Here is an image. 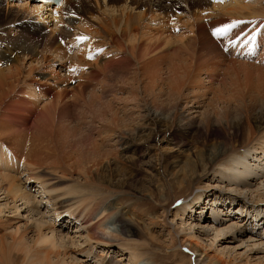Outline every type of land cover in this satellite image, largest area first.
Instances as JSON below:
<instances>
[{
    "label": "bare ground",
    "instance_id": "bare-ground-1",
    "mask_svg": "<svg viewBox=\"0 0 264 264\" xmlns=\"http://www.w3.org/2000/svg\"><path fill=\"white\" fill-rule=\"evenodd\" d=\"M3 1L0 228L8 235L1 236L0 264H137L153 243L152 230L162 235L166 225L168 247L178 244L171 255L177 264H247L256 257L264 264V67L248 63L260 46L264 59V38L239 43L229 59L221 51L229 45L216 32L233 20L259 23L264 0H63L54 13L36 0ZM79 18L86 28L76 27L84 23ZM195 76L206 83L183 92ZM199 139L208 147L197 149ZM183 151L186 167L173 175L182 176L179 186L206 179L260 204L227 199L229 214L220 221L202 216L203 201H212L213 211L224 200L194 194L173 218L189 229L174 236L168 209L160 222L120 202L142 172L164 182L163 164L175 170ZM119 164L129 170L119 172ZM141 192L150 194V187ZM111 212L118 241L96 231ZM189 213L201 224L185 218ZM133 220L147 238L135 239ZM183 250L202 260L191 263ZM102 252L119 257L110 261ZM148 264L173 262L158 263L156 255Z\"/></svg>",
    "mask_w": 264,
    "mask_h": 264
},
{
    "label": "rangeland",
    "instance_id": "rangeland-1",
    "mask_svg": "<svg viewBox=\"0 0 264 264\" xmlns=\"http://www.w3.org/2000/svg\"><path fill=\"white\" fill-rule=\"evenodd\" d=\"M166 1H168V0H166ZM224 1H227L226 3L228 4V3L233 2L234 0H224ZM249 2H253V5H255V3H254L255 0H250ZM9 3L10 4L11 3L12 4H14V3L17 4L18 3L17 5L19 6V5L24 4L25 2H23V1H19V2L14 1V2H9ZM6 4H7V2H3V6H6ZM262 7H264V2L262 3ZM80 20L83 21L84 23L82 25H78L76 27L78 28L79 26H81V27H85L86 28L88 26L86 24V22H87L86 21V18H83V19H80ZM240 21L241 22H249L253 26H257L259 24L260 25L258 27H251V28H249V27L241 26V25H239L237 23L238 24L237 27L231 28L228 25H225V23L224 24H221V26H222L221 29H226L225 31L220 32L224 39H226V40L241 39V38L245 37L247 34H251L253 32L254 33L255 32L256 33H261L262 32L263 35H264V16L258 18L259 23H251L250 20H240ZM47 23H48L47 25H51L52 28H53L54 25L52 23H50V22H47ZM74 23H77V21L76 22H73V25H74ZM175 35L178 36L179 34L178 35L175 34ZM64 43L66 45H68L66 42H64ZM65 44H62L61 43V46L63 48H65V49H67V46ZM0 48H1V44H0ZM219 48H220V46H219ZM260 48H261V46H260ZM261 53H262V48H261V50L259 52L258 58L256 60H254L253 63L252 62H248V63H252V64H255L257 66H263L264 67V59H260ZM69 54L66 53V55H69ZM223 54L227 58H229V59H232L233 58V57L231 58V56L228 55V54H226V53H223ZM5 56L7 58H9V59L11 58V56H9V55H5ZM235 57L237 58V56H235ZM12 58L15 59V57H12ZM236 60L243 61L241 59H236ZM1 67H5V65H3V63L1 64V60H0V69H1ZM62 74H64V73H62ZM203 77L204 76H201L200 78H197L195 76V78L190 83H187L186 84L187 87L183 89V92H189V93H191L190 91H192L193 89H195L197 83L202 82V84L203 83L205 84L206 82L203 80ZM239 82L241 83V82H243V80L240 79ZM241 84H243V83H241ZM117 86L118 87H121L120 86V83H117ZM49 87L54 88L53 86H49ZM118 87H117V89H118ZM208 92L209 91H206L205 92V95H203L204 97H203V100H202V101H205L206 104H207V102H209V97H211L210 96V93H208ZM226 92L227 91L224 92L223 96L227 94ZM199 102H201V100H199ZM206 104H203L204 107H206ZM120 115H122V114H120ZM85 118H89V117H85ZM65 128H66V132L70 130L68 127H65ZM187 140H190V139H187ZM198 142H196V143H198L197 149L207 148L208 147V143L203 144V145H205V146H203L201 144L200 139L198 140ZM186 154L187 153L185 151H183L182 152V156H180V158L177 157L176 159H174L176 161L178 160V163H179V165L177 166V168L175 170H172V167H171L170 163H168L170 161H168L166 164H163V172L162 173L165 175L166 178H165V181L164 182H161V183L159 182L161 180L159 177H155V176H153V174H148V172L147 173L146 172H142L145 169H143V166L140 167L142 169H140L139 171H141L143 174L141 173L137 178H134V179L132 178V181H131V183H132L131 185H132L134 191L132 190V192L131 191L120 192V195H118V196H120L119 197L120 202H122L123 205L129 206V207L131 206L133 209H136V211L139 212V213H140V211L141 212L144 211V212H142L140 214L144 215L146 213L145 214L146 216H149L150 218H153L154 220H156V218L159 217L158 220H156V221H160V222H162V220H163L161 218L162 217V214L167 209H168V211L171 212L170 215L168 216V218H169V220H172L174 218V212L177 211V209L181 206V203L185 199H187V201L192 200L191 197L194 194H197V193H199V194L200 193L206 194V195H208V197H211L213 195V193H214V196L215 197H219L221 200H224L225 204L223 205V207L220 210L219 209H214L213 211H212L213 208H211L212 201L209 204H208L207 201H203L205 203L204 206H205L206 209H205V213H203L202 216L203 217L204 216L205 217H208L209 219L212 218V217H216L220 221L225 220L224 216H226V215L229 214L228 211L226 210L230 206V205L227 204V202H228L227 199H231V201L233 203H235L236 205H237V202H236L235 199H237V200H243L245 202H250L251 201L250 203H258L255 200L256 198H254V197H251V198L250 197H246L244 199V198H242V196L238 195L237 193H234V192L228 190V187L223 186V188H222V186H216V183H213L212 181H208L206 179L196 180L195 178L193 179V178L190 177V178H188V180H186L187 177H188L187 176L186 179H185L186 182L184 183V185L179 186L178 185V182L180 181V179H181L182 176L180 177V175H179L180 178L177 177V179H176L173 175L176 174V172L174 173V171L179 170V172H181L186 167V166H184V158H183V156H186ZM179 166H181V167H179ZM119 167H120L119 168V172H123L124 171L126 173V171L129 170V169L126 168V166H123V165L121 166L120 164H119ZM256 180L254 182H256ZM139 183H140V185H139ZM146 187H150L151 193L150 194H148V193H142V192L140 193V191L143 190V189H145ZM135 189H138V190L135 191ZM137 191H138L139 194L136 193ZM205 196H203V197H205ZM108 200H110V199H108ZM209 200H212V198L209 199ZM259 204L260 203H258L257 205H259ZM248 205H250V204H248ZM263 205L260 206L262 208V210L264 209L262 207ZM186 212H190V211H186ZM112 213L113 212L110 213L109 218L106 221H104L103 224H100L98 226V228L96 229V231H97L98 236H105V238L107 236L108 239H114L115 241H118L122 237H121V234L119 232V226L115 222V217H113L114 215ZM184 216H185V218H191V217H194L195 216L196 219L195 220L193 219L191 221L192 224H196V223L201 224V222L198 221V219H197L198 218V214H195L194 215V213H189V214H186ZM246 219H249V218H246ZM137 220L136 221L133 220L132 226H133V229L136 231L137 235L139 234L141 236L140 237L138 235V236L135 237V239L141 241L144 238H147L148 237V235H147L148 234V230L146 231L145 228L142 226L143 224H141V222H139ZM173 221H174V224H175V227L172 229V231H174V236H175V234H178L180 230H183L184 229L185 231H188L189 226L187 228H183V227L179 226V221L177 219L176 220L173 219ZM146 222H148V220H146ZM224 224H226V223H224ZM214 227H216V226H214ZM55 228H56V225H55ZM2 229H3V227L0 228V240H2V238H1L2 234L5 237L8 235V233L5 234L4 232H6V231L5 230H2ZM154 229H155L154 231L152 230V232H154V233H152L154 235V239L151 241L153 243L150 245V247L148 249H146L147 250V253L146 254H144V255H138L137 264H148L149 261H150V259L154 258V256H156V255H157V261H158V263H162L163 261H165L166 263L173 262V264H177L178 263V261H177L178 259L174 261L173 260L174 258H171V255H172L173 251H175V252L178 251V247H177L178 244H176L175 247L173 245L172 247H174V248H172L171 246L168 247L169 246V241H168V236H167L168 232L167 231H169V226L166 225L164 227L165 230H164L163 234L162 235H159V236H158L157 233L155 234V232H157V229L156 228H154ZM247 229H250V226ZM193 231H194L193 233H195V236L198 237V239L200 238V240H202L203 242L205 240L204 243H205L206 246H208V244L210 242H207V240L205 238H203V235L200 234L199 230L196 229V227H195V229H193ZM212 235L213 234L210 233L207 236V239L211 240ZM244 235L245 236H243V238L246 239L248 237V234H246V232H245ZM139 237H140V239H139ZM154 244H155V246H154ZM237 244L238 243H234L233 245L232 244H229V243H225V244H222L221 247H223L224 245H229L231 247H234ZM218 248H220V247H217V249ZM213 251H214L213 248H212V250L211 249L206 250V253L208 255V258H209V256H210V258H212L211 257L212 254L215 255V252H213ZM242 251H243V249L236 250L237 253H241ZM181 253L186 254L187 255V257H186L187 259L191 258V263H193V261H197V260L200 259V256H195V254L190 255V253H187L186 250L181 251ZM97 254L99 255L100 253H97ZM97 254L91 255L90 258H89V260L90 261H96L97 258H98L97 257ZM102 254H103V252H102ZM108 254H109V256L106 257L105 256V252H104V254H103L104 259L106 258V259H109L110 261H113L114 259L116 260L119 257L118 255H116L114 253H111L112 254L111 255L108 252ZM165 256H167L169 260ZM256 258H258V257H256ZM256 258H253L250 261V263H247V264H258L256 262L257 261ZM244 259H246V258H244ZM200 260H202V257H201ZM241 263L244 264L245 261H241ZM96 264H98V263H96ZM103 264H107V263L105 262Z\"/></svg>",
    "mask_w": 264,
    "mask_h": 264
},
{
    "label": "snow or ice",
    "instance_id": "snow-or-ice-1",
    "mask_svg": "<svg viewBox=\"0 0 264 264\" xmlns=\"http://www.w3.org/2000/svg\"><path fill=\"white\" fill-rule=\"evenodd\" d=\"M217 2H223V0H217ZM226 29H218L217 30V33H220V32H222V31H225Z\"/></svg>",
    "mask_w": 264,
    "mask_h": 264
}]
</instances>
